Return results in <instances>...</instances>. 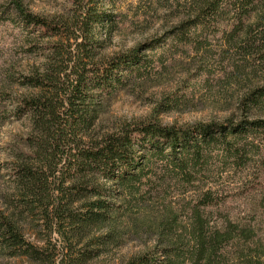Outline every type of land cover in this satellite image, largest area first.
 I'll return each mask as SVG.
<instances>
[{"label": "trees", "instance_id": "trees-1", "mask_svg": "<svg viewBox=\"0 0 264 264\" xmlns=\"http://www.w3.org/2000/svg\"><path fill=\"white\" fill-rule=\"evenodd\" d=\"M98 1L79 0L78 14L59 19L10 0L20 27L46 42L48 56L22 77L21 86L32 93L12 98L13 117L29 120L30 132L7 162L8 186L0 187V248L11 258L55 264L56 251L25 237L27 225H42L66 243L63 264H89L147 231L151 246L125 264H264L253 248V229L228 218L211 225L228 196L195 186L217 158L233 173L249 169L244 194L264 190V116L250 115L264 114V0H189L187 17L166 35L107 60L96 58L99 34L114 29V16ZM217 35L240 58L231 66L232 84L243 89L261 82L243 93L240 119L180 126L164 125L153 114L95 134L103 103L130 86L143 87L156 66H164L160 55L177 44L199 55ZM184 98L170 100L178 106ZM171 181L195 191V199L182 212L170 207L143 219L144 208Z\"/></svg>", "mask_w": 264, "mask_h": 264}, {"label": "rangeland", "instance_id": "rangeland-1", "mask_svg": "<svg viewBox=\"0 0 264 264\" xmlns=\"http://www.w3.org/2000/svg\"><path fill=\"white\" fill-rule=\"evenodd\" d=\"M36 14L59 19H70L80 12L79 0H23ZM187 1V2H186ZM10 0H0V187H7L9 175L7 162L20 151L22 139L30 132V121H18L13 117V97L30 94L21 86L22 77L34 68H40L48 56L46 42L37 35L29 36L20 27ZM97 6L114 16L115 27L100 31L101 49L97 60H107L113 55L128 51L135 46L164 36L178 26L188 14L189 0H99ZM226 24V22L224 23ZM225 37L217 35L207 42L208 50L195 55L183 45H174L163 57L164 66H156L152 78L143 87L130 86L112 100L103 103V113L95 134L115 131L127 122H146L156 114L164 125H189L240 119V99L248 86L238 88L229 78L231 66L240 60L235 50L223 43ZM174 42V41H173ZM175 43V42H174ZM206 69H205V68ZM250 73V71H247ZM255 84V85H254ZM183 94L185 100L173 105L170 97ZM251 118H262L260 111L253 110ZM203 181L195 183L200 189H219L228 196L223 211L213 212L212 226H218L226 218L247 226L255 232L253 248L264 259V190L244 194L248 170L224 169L215 158ZM206 182V183H204ZM195 191L182 189L181 184L171 181L161 188L159 198L144 208L143 219L154 220L167 208L181 211L186 203L195 199ZM212 214V215H213ZM211 216V214H210ZM35 226V225H33ZM27 225L25 237L37 247L56 251L55 264H63L66 243L58 236L47 234L39 225L34 229ZM50 240V241H49ZM151 235L141 231L139 236L126 237L122 247H111L101 258L89 264H125L135 255L151 246ZM0 264H33L27 258H11L0 248Z\"/></svg>", "mask_w": 264, "mask_h": 264}]
</instances>
